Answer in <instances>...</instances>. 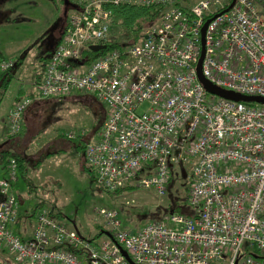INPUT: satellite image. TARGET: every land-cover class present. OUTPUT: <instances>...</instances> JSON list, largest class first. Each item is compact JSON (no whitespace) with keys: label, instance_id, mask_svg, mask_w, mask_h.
Masks as SVG:
<instances>
[{"label":"built area","instance_id":"obj_1","mask_svg":"<svg viewBox=\"0 0 264 264\" xmlns=\"http://www.w3.org/2000/svg\"><path fill=\"white\" fill-rule=\"evenodd\" d=\"M68 1L77 9L68 10L39 80L28 82L34 94L9 108L7 134L20 132L33 100L92 96L104 116L82 155L95 182L108 192L149 188L161 196L175 167L190 161L192 212L171 208L122 229L117 211L93 208L103 225L93 241L39 209L23 238L10 157L0 179V250L17 264H129L120 249L134 264H264V104L209 93L196 70L204 26L201 77L264 98V0ZM118 4L159 5L160 17L139 42L91 52L106 46L108 7ZM9 68L0 61L1 72Z\"/></svg>","mask_w":264,"mask_h":264},{"label":"rangeland","instance_id":"obj_2","mask_svg":"<svg viewBox=\"0 0 264 264\" xmlns=\"http://www.w3.org/2000/svg\"><path fill=\"white\" fill-rule=\"evenodd\" d=\"M12 5L16 7L18 20L13 24H0V61L15 60L17 52L35 39L58 11L56 0H17ZM9 7L6 4L4 8ZM115 32L114 27L109 36ZM37 50L31 49L9 80L0 83V140L6 133L3 125L11 105L26 96L24 94H34L27 82L36 80L35 76L42 73L41 63L33 58ZM19 89L23 91L16 97ZM82 95L36 99L40 101L31 107L23 130L12 136L17 147L5 157L0 155V179H3L6 161L12 154H20L16 180L11 188L22 201L17 208L19 221L15 227L19 235L29 237L35 223L32 213L39 209L49 211L68 227L73 228V223L82 237L93 241L103 238L98 234L103 227L102 221L93 208L117 211L122 229L138 228L144 218L159 219L171 208L192 212L186 202L190 161L175 167L167 192L161 196L149 188L127 187L108 192L95 182L81 146L72 143L81 138L87 142L97 137L95 127L101 110L97 102ZM66 132H74L77 136L67 139ZM49 140L54 143L44 148ZM0 264L17 263L2 249Z\"/></svg>","mask_w":264,"mask_h":264},{"label":"trees","instance_id":"obj_3","mask_svg":"<svg viewBox=\"0 0 264 264\" xmlns=\"http://www.w3.org/2000/svg\"><path fill=\"white\" fill-rule=\"evenodd\" d=\"M108 8L111 13L108 18L110 33L112 29H114V27L116 28V32L115 34L112 33L106 40L105 50H108L113 47H121L127 43L134 44L139 42L141 40L144 30L148 26L156 23L161 13V7L155 4L152 5L118 4V5L109 6ZM90 55L93 56L95 55V53H91ZM46 59L47 58L45 56L39 59V62L41 63L42 66L41 72L45 65ZM15 69L16 67L13 66L7 73H5V78H10L11 75L14 73ZM36 77H37L36 80H39L40 78L39 75H36ZM5 80H3L2 82L4 83ZM22 91L23 90L19 89L18 96H20L19 93ZM24 95L26 96H21V97H30L33 94L28 93ZM4 130L6 132L5 126H4ZM72 143L76 144L77 146H81V149L83 151L85 145L84 139L81 138ZM19 156L20 155L17 153L11 155V157L16 162V167L18 165ZM177 210L182 211L181 209H177Z\"/></svg>","mask_w":264,"mask_h":264},{"label":"flooded vegetation","instance_id":"obj_4","mask_svg":"<svg viewBox=\"0 0 264 264\" xmlns=\"http://www.w3.org/2000/svg\"><path fill=\"white\" fill-rule=\"evenodd\" d=\"M16 1L17 0H0V6H1L0 24H3V23L13 24L15 21L18 20V17L16 16V13H15L16 7L12 5V3H15ZM57 2H58V7H57L58 11L54 15V17L47 23V26L41 31V33L35 39L30 41L25 47L19 50L17 52V55H15V60L10 62L11 68L13 66L16 67L15 71L19 68L21 62L23 61L22 59H25L27 53L33 48L38 49L37 54L33 56V58L35 57V61H39V59L42 58L43 56H45L46 58L49 56L50 54L49 49L54 47V45L58 41L64 29L66 18H67V12H68L66 11V13L63 14L62 0H56V3ZM6 4L10 5L8 9L4 8ZM4 19L6 22L3 21ZM10 69L3 71V72L0 71V83L5 79L6 81L9 80V78H5V73H7ZM12 139L14 138L8 135L7 132L2 135L1 140H0L1 157L7 156V153H10L11 149L13 150L15 149L16 146L15 144H13ZM23 157H25V155H23Z\"/></svg>","mask_w":264,"mask_h":264},{"label":"water","instance_id":"obj_5","mask_svg":"<svg viewBox=\"0 0 264 264\" xmlns=\"http://www.w3.org/2000/svg\"><path fill=\"white\" fill-rule=\"evenodd\" d=\"M69 9H77V6L74 5V4H72V3H70L68 0H62V10H63L62 12H63V14L66 13V11H68ZM203 27L201 28V31H200L201 51H200V55H199L198 61L196 63V70H197L198 80L201 82V84L204 87V89L207 92H209V93L215 94L217 96H220L222 98L229 99V100H232V101L256 102V103L264 104V98H261V97H258V96H245V95H242V94L233 93V92H230V91H227V90H223L221 88H218V87H215L213 85L208 84V82L204 78L201 77V75L199 73V65H200V60H201V57H202V34H203ZM105 47L106 46L104 44H100V45H90V46H88V48H89V50L91 52H98L99 50L105 49ZM52 49H53V47L51 49H49L50 52H51ZM81 62L82 61H80V63ZM84 98H89L90 100H92L94 102H97L98 103V106H99V108L101 110V116H100V118L98 120V126L95 127V131H96L98 129L99 125L101 124L102 120H103V116H104V115L102 116V113L104 114L103 106L94 97H92V96L91 97H84ZM72 226L76 230V228L74 227L73 223H72ZM102 233L108 235V233L105 232V231H102ZM120 252L124 256V258L126 259V261L129 264H134L130 260V258L128 257V255L125 253L124 250L120 249Z\"/></svg>","mask_w":264,"mask_h":264},{"label":"crops","instance_id":"obj_6","mask_svg":"<svg viewBox=\"0 0 264 264\" xmlns=\"http://www.w3.org/2000/svg\"><path fill=\"white\" fill-rule=\"evenodd\" d=\"M40 76V75H39ZM36 77V76H35ZM34 80V79H33ZM29 82V81H28ZM28 82H27V84H28ZM29 85V84H28ZM29 93H32V92H29ZM18 96V93H16V97ZM16 97H14L13 99H15ZM44 100H46V99H44ZM39 101L40 100H33V102L32 103H30V105L27 107V109L25 110V112H24V115H23V118H24V121L26 120V117H27V115L29 114V112L31 111V107H33V106H35V105H37L38 103H39ZM4 123V122H3ZM4 125H5V123H4ZM3 125V126H4ZM24 126H25V124H23V127L21 128V130L20 131H22L23 130V128H24ZM19 133H21V132H19ZM61 138H63L62 136H61V134L59 135ZM63 140H65V139H63ZM90 140V139H89ZM88 140V141H89ZM52 143H54L52 140H49L47 143H45V147L44 148H47V146H49V145H51ZM86 143V142H85ZM13 144H15L14 143V141H13ZM17 144H15V146H16ZM17 147V146H16ZM34 159V158H33ZM31 160H32V158H31ZM14 184V183H13ZM12 187H13V185H12ZM17 197V196H16ZM17 199H18V204H21L22 203V201H21V198H19V197H17ZM19 216V215H18ZM18 221H19V217H18ZM129 229H133V228H129Z\"/></svg>","mask_w":264,"mask_h":264}]
</instances>
